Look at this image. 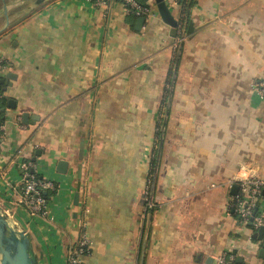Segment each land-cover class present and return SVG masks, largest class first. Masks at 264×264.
Returning a JSON list of instances; mask_svg holds the SVG:
<instances>
[{
    "label": "crops",
    "instance_id": "crops-1",
    "mask_svg": "<svg viewBox=\"0 0 264 264\" xmlns=\"http://www.w3.org/2000/svg\"><path fill=\"white\" fill-rule=\"evenodd\" d=\"M5 4L0 79H14L1 85L0 209L29 236L38 264H65L82 220L90 243L82 264H140L142 251L143 264H216L229 252L264 264L257 231L227 211L230 179L264 177V100L251 87L264 81V0H193L179 53L153 0L145 4L155 15L138 31L115 1ZM24 113L37 120L23 124ZM26 160L55 185L46 216L21 204Z\"/></svg>",
    "mask_w": 264,
    "mask_h": 264
},
{
    "label": "built area",
    "instance_id": "built-area-1",
    "mask_svg": "<svg viewBox=\"0 0 264 264\" xmlns=\"http://www.w3.org/2000/svg\"><path fill=\"white\" fill-rule=\"evenodd\" d=\"M95 7H105L109 0H86ZM122 5L127 14L134 17H152L155 15L151 6L141 4L138 0H110ZM165 1V0H164ZM168 5V4H167ZM175 39V46L184 40L181 36V25L179 24ZM3 61L0 60V70L4 67ZM252 92L261 100H264V81L255 80L251 84ZM1 98V96H0ZM0 131H3V124L0 125ZM23 177V187L21 190V204L31 216H46V200L44 193L48 190H54L55 185L50 181L37 179L33 164L29 161H21L19 163ZM33 171V172H32ZM149 182L145 189V200L147 201L149 192ZM236 185L238 190L231 201L228 203L227 211H231L238 220L243 224L247 223L252 218L251 228L258 231L264 229V177L245 175L239 171L236 176L228 181V188ZM151 206L148 202V207ZM79 239L67 250L65 264H82V258L90 253V243L85 235V223L80 221L79 224ZM264 242V239H263ZM234 254L232 252L225 253L218 257L216 264H234Z\"/></svg>",
    "mask_w": 264,
    "mask_h": 264
},
{
    "label": "water",
    "instance_id": "water-1",
    "mask_svg": "<svg viewBox=\"0 0 264 264\" xmlns=\"http://www.w3.org/2000/svg\"><path fill=\"white\" fill-rule=\"evenodd\" d=\"M3 3V13L6 15V4L5 0H1ZM154 6L156 8V12L158 16L160 17L161 21L167 25L170 28V34L172 37H174L177 33V29L179 26V20L175 16V14L170 10L168 5L164 0H153ZM188 13H189V6L186 11V19H184L183 24L181 25V36L182 38L189 34L192 31V25L188 22ZM144 17H139L136 20L135 23V30H140L142 25L144 24ZM182 45V41L179 43V49ZM178 49V53H179ZM14 79L12 77V74L9 73L5 76V80L0 79V85H8V80ZM30 120V121H29ZM37 120L36 118L30 117L27 114L22 115V123L27 124L29 123L33 124V122ZM165 120H166V114L164 115L163 122L160 128V133L162 135L164 126H165ZM161 137L160 136V142H159V148L158 151L161 148ZM36 156H38V152L36 153ZM32 161H35V158L32 159ZM67 170V163L64 161H59L57 164L56 171L60 174H65ZM33 172V171H32ZM153 189V184L151 188V193ZM238 188L236 185H233L230 188V194L235 195ZM46 193H44V196ZM263 196H264V190H263ZM78 202V194L74 195V204L76 205ZM152 218V207L149 206L147 210V221H146V231L144 236V242L146 238L148 237V230L150 226ZM252 223V218L247 223V226L250 227ZM258 241H262L264 237V229L260 228L255 236ZM263 248L259 252V257L261 259H264V242L262 243ZM143 251L141 256L140 264H143ZM210 262V261H209ZM0 264H38V258L37 255L34 253L29 236L19 231L17 228L9 225L8 218L0 209Z\"/></svg>",
    "mask_w": 264,
    "mask_h": 264
},
{
    "label": "trees",
    "instance_id": "trees-1",
    "mask_svg": "<svg viewBox=\"0 0 264 264\" xmlns=\"http://www.w3.org/2000/svg\"><path fill=\"white\" fill-rule=\"evenodd\" d=\"M139 3L141 4H145L146 3V0H138ZM171 2H175L178 6H179V9H178V15L176 14L175 16L177 17V19L179 20V23L182 24L184 22V19H186V11H187V8L188 6L190 7L193 0H171ZM133 18L136 19V17L133 16ZM183 21V22H181ZM188 21H189V13H188ZM177 37V35H175L172 39V41H175V38ZM182 47V45H181ZM179 49V43L177 44V47H176V51H178ZM176 62V59H174V63ZM0 125L3 124L4 122V110H5V107H6V99L4 98L3 96V92H2V86L0 85ZM156 142L154 143L155 146L152 150V153H151V158H150V163H149V170H148V176H147V180L149 182V194H148V197H147V201L144 202V205L146 207V211L148 210V202H150L151 204V207H152V212H153V206H154V202H153V198H152V193H151V188H152V179L153 177L155 176L156 178V175H157V170H158V163H159V158H160V152L158 151V148H159V142H160V127L158 128L157 130V133H156ZM0 139H1V131H0ZM160 151H161V148H160ZM26 161H31V160H26ZM35 174V173H34ZM36 178L37 179H41L39 175L35 174ZM54 190H48L46 192V195H45V200H49L53 195H54ZM234 264H245V261H243V259H241L240 257H238L236 255V253H234Z\"/></svg>",
    "mask_w": 264,
    "mask_h": 264
}]
</instances>
